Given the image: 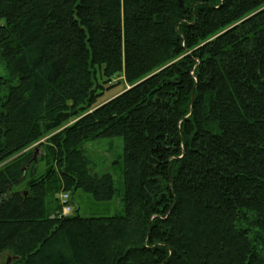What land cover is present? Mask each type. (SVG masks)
Returning a JSON list of instances; mask_svg holds the SVG:
<instances>
[{
  "label": "trees",
  "instance_id": "trees-1",
  "mask_svg": "<svg viewBox=\"0 0 264 264\" xmlns=\"http://www.w3.org/2000/svg\"><path fill=\"white\" fill-rule=\"evenodd\" d=\"M0 61V264H264V0H0Z\"/></svg>",
  "mask_w": 264,
  "mask_h": 264
},
{
  "label": "rangeland",
  "instance_id": "rangeland-1",
  "mask_svg": "<svg viewBox=\"0 0 264 264\" xmlns=\"http://www.w3.org/2000/svg\"><path fill=\"white\" fill-rule=\"evenodd\" d=\"M0 76H7L0 61ZM113 88L106 92L101 102H106L120 93H122L127 85L123 78L117 77L112 82ZM87 157L91 161V170L94 174L106 175L111 174L115 180L116 187L119 191L118 195L108 202H97L94 198L81 191L71 192L72 213L70 216L80 215L82 218H102L112 217L124 214V204L122 202L123 190V171L122 164L116 163L123 161L124 143L121 138L99 139L87 143L85 145ZM42 152L38 149L35 151V158L38 159ZM60 194L58 195L59 201ZM59 203V202H58Z\"/></svg>",
  "mask_w": 264,
  "mask_h": 264
},
{
  "label": "built area",
  "instance_id": "built-area-1",
  "mask_svg": "<svg viewBox=\"0 0 264 264\" xmlns=\"http://www.w3.org/2000/svg\"><path fill=\"white\" fill-rule=\"evenodd\" d=\"M60 204L63 208V215L67 216L72 212V207L70 203V196L67 193H62L60 196Z\"/></svg>",
  "mask_w": 264,
  "mask_h": 264
}]
</instances>
